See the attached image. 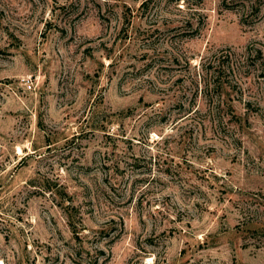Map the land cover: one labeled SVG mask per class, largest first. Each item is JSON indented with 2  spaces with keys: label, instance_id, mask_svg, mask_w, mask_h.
Returning a JSON list of instances; mask_svg holds the SVG:
<instances>
[{
  "label": "rangeland",
  "instance_id": "obj_1",
  "mask_svg": "<svg viewBox=\"0 0 264 264\" xmlns=\"http://www.w3.org/2000/svg\"><path fill=\"white\" fill-rule=\"evenodd\" d=\"M0 264H264V0H0Z\"/></svg>",
  "mask_w": 264,
  "mask_h": 264
},
{
  "label": "trees",
  "instance_id": "obj_2",
  "mask_svg": "<svg viewBox=\"0 0 264 264\" xmlns=\"http://www.w3.org/2000/svg\"><path fill=\"white\" fill-rule=\"evenodd\" d=\"M193 34H194V33H193ZM193 34H191V36H192Z\"/></svg>",
  "mask_w": 264,
  "mask_h": 264
}]
</instances>
